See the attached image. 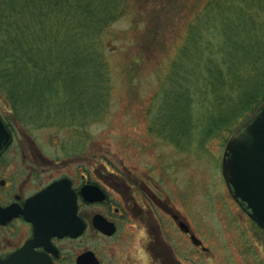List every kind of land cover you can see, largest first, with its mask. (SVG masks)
I'll return each instance as SVG.
<instances>
[{
  "label": "rangeland",
  "instance_id": "obj_1",
  "mask_svg": "<svg viewBox=\"0 0 264 264\" xmlns=\"http://www.w3.org/2000/svg\"><path fill=\"white\" fill-rule=\"evenodd\" d=\"M120 2L119 11L103 28L107 43L101 44L99 77L88 61H80L79 71L58 83V92L41 96L37 94L41 87L22 93L12 89L21 101L0 82V110L18 134L31 131L45 153L118 154L136 164L139 174L168 191L171 205L202 232L209 250L201 260L190 240L179 243V236L172 240L189 264H264V229L233 196L221 169L225 141L248 110L238 106L224 112L231 120L228 126L218 118L222 114L212 104V93L204 100L200 92H193L189 105L184 98L178 107L179 100L165 91L190 24L205 0ZM0 4L7 10V0ZM73 15L71 0H64L39 11L36 18L42 26L62 19L60 34L70 37ZM212 31L209 26L206 32L211 43L216 40ZM20 145L11 151L19 153ZM127 242L131 247L132 241Z\"/></svg>",
  "mask_w": 264,
  "mask_h": 264
},
{
  "label": "flooded vegetation",
  "instance_id": "obj_2",
  "mask_svg": "<svg viewBox=\"0 0 264 264\" xmlns=\"http://www.w3.org/2000/svg\"><path fill=\"white\" fill-rule=\"evenodd\" d=\"M0 116L9 132L0 147L5 264H189L173 244L177 236L179 243L190 240L200 260L209 250L168 191L124 155L48 154L31 131L18 134L1 110ZM16 144L19 153L11 151ZM62 222L69 228L59 230Z\"/></svg>",
  "mask_w": 264,
  "mask_h": 264
},
{
  "label": "trees",
  "instance_id": "obj_3",
  "mask_svg": "<svg viewBox=\"0 0 264 264\" xmlns=\"http://www.w3.org/2000/svg\"><path fill=\"white\" fill-rule=\"evenodd\" d=\"M62 1L7 0V10L0 4V82L15 100H22L15 97V89L22 93L41 87L37 90L41 96L60 91L58 86L67 82L68 75L79 71L80 61L89 62L95 77L102 73L101 44L107 43L103 28L119 11L120 0H71L70 37L60 34L65 26L62 19L42 26L36 18L39 11ZM209 26L216 35L213 43L211 34H206ZM169 80L165 91L179 100L178 107L184 98L187 107L193 92H200L204 100L212 93V104L222 114L219 120L225 119L229 126L231 120L223 113L238 106L248 110L245 116L264 94V0H205L197 20L190 24ZM241 109L231 116L237 117ZM187 115L191 116L190 111Z\"/></svg>",
  "mask_w": 264,
  "mask_h": 264
},
{
  "label": "water",
  "instance_id": "obj_4",
  "mask_svg": "<svg viewBox=\"0 0 264 264\" xmlns=\"http://www.w3.org/2000/svg\"><path fill=\"white\" fill-rule=\"evenodd\" d=\"M9 132L0 116V147ZM221 169L228 187L248 214L264 227V94L229 133ZM69 224L59 223V230ZM4 259L0 264H5Z\"/></svg>",
  "mask_w": 264,
  "mask_h": 264
}]
</instances>
